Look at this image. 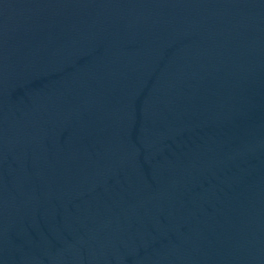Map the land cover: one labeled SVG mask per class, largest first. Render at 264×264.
<instances>
[{
    "label": "water",
    "instance_id": "1",
    "mask_svg": "<svg viewBox=\"0 0 264 264\" xmlns=\"http://www.w3.org/2000/svg\"><path fill=\"white\" fill-rule=\"evenodd\" d=\"M0 264H264V0H0Z\"/></svg>",
    "mask_w": 264,
    "mask_h": 264
}]
</instances>
